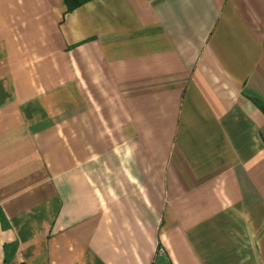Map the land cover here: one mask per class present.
<instances>
[{"label": "crops", "instance_id": "obj_1", "mask_svg": "<svg viewBox=\"0 0 264 264\" xmlns=\"http://www.w3.org/2000/svg\"><path fill=\"white\" fill-rule=\"evenodd\" d=\"M264 0H0V264H264Z\"/></svg>", "mask_w": 264, "mask_h": 264}, {"label": "trees", "instance_id": "obj_2", "mask_svg": "<svg viewBox=\"0 0 264 264\" xmlns=\"http://www.w3.org/2000/svg\"><path fill=\"white\" fill-rule=\"evenodd\" d=\"M88 1L90 0H63V3L66 6V11H72ZM261 109L264 112V106H261Z\"/></svg>", "mask_w": 264, "mask_h": 264}]
</instances>
